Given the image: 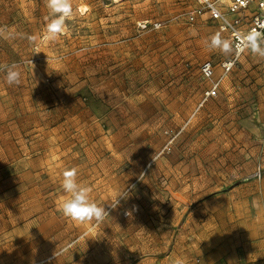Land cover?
<instances>
[{
  "label": "rangeland",
  "instance_id": "rangeland-1",
  "mask_svg": "<svg viewBox=\"0 0 264 264\" xmlns=\"http://www.w3.org/2000/svg\"><path fill=\"white\" fill-rule=\"evenodd\" d=\"M72 6L65 31L51 39L45 0H0V264H172L176 240L192 234L187 203L178 206L170 179L207 172L209 182L195 188L228 190L252 159L245 146L227 148L232 139L216 119L192 135L172 119L179 100L204 88L202 61H214V79L223 70L232 52L208 41L214 34L228 41L227 32L218 22L189 23L194 0ZM155 22L162 27L153 29ZM259 59L246 51L225 76ZM13 63L20 82L9 86L3 68ZM69 169L108 211L102 222H75L59 210ZM124 188L127 198L118 196Z\"/></svg>",
  "mask_w": 264,
  "mask_h": 264
},
{
  "label": "crops",
  "instance_id": "crops-1",
  "mask_svg": "<svg viewBox=\"0 0 264 264\" xmlns=\"http://www.w3.org/2000/svg\"><path fill=\"white\" fill-rule=\"evenodd\" d=\"M210 61L215 73L214 61ZM244 70H250V78H245L246 74L241 72ZM234 73L225 76L221 69L214 80L204 79L201 92L182 105L179 100L173 110L172 119H176L180 127L187 128L188 134L196 126L199 130L216 119L214 122L221 125L224 133L232 139L233 145L228 143L227 148L241 151L245 146L252 159L246 163L244 171L236 169L239 182L228 190L212 189L209 183L201 189L195 188L194 183L200 179L203 183L209 182L207 172L196 176L191 171L170 179V192L178 206L184 201L187 203L185 223L192 234L184 241L176 240V254H171L172 264L177 257L184 258L186 264H264V176L260 180L243 181L258 165L264 167V58L254 65L244 63L240 70L234 69ZM214 101H218L220 107L214 106ZM215 111L219 113L217 117ZM209 147L211 144L206 149ZM97 166L96 162L95 168ZM104 178L111 183L106 194L113 196L114 174L111 172ZM98 179V175L91 174L87 181L94 183L92 188H97ZM218 179L219 183L229 181L224 177ZM180 242L181 251L178 249Z\"/></svg>",
  "mask_w": 264,
  "mask_h": 264
},
{
  "label": "clouds",
  "instance_id": "clouds-1",
  "mask_svg": "<svg viewBox=\"0 0 264 264\" xmlns=\"http://www.w3.org/2000/svg\"><path fill=\"white\" fill-rule=\"evenodd\" d=\"M45 3L52 17L50 22L47 23L45 31L51 39H55L65 31V22L73 13L72 0H45ZM246 43L253 54L264 58V35L250 33L246 38ZM208 47L213 50L218 49L224 53L231 51L230 42L222 39L219 34H214L209 38ZM3 70L5 81L9 86L19 84L21 73L18 65L14 63L5 65ZM61 187L65 196L59 202L58 208L66 218L79 223L91 221L99 223L109 216L104 205L101 206L91 199L90 188L78 181L75 169L64 171ZM118 196L127 198V190L124 188ZM116 206L117 200L110 205L113 209ZM173 264H186V261L182 257H177Z\"/></svg>",
  "mask_w": 264,
  "mask_h": 264
},
{
  "label": "built area",
  "instance_id": "built-area-1",
  "mask_svg": "<svg viewBox=\"0 0 264 264\" xmlns=\"http://www.w3.org/2000/svg\"><path fill=\"white\" fill-rule=\"evenodd\" d=\"M196 6L187 13V20L194 24L197 21H211L220 23L227 32L231 45V57L222 63L224 75L235 65L240 55L251 51L246 43L250 33L264 35V0H194ZM150 26L157 30L162 27L161 22ZM142 28H146L144 23ZM200 75L205 80L214 76V65L210 60L201 63ZM217 86V83L213 88ZM264 176V167L258 165L253 173L243 179L244 182Z\"/></svg>",
  "mask_w": 264,
  "mask_h": 264
}]
</instances>
